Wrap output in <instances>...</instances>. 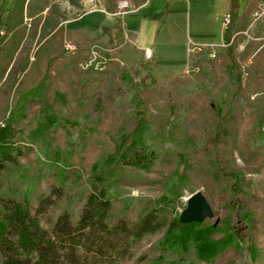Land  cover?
<instances>
[{"label": "rangeland", "instance_id": "374dc122", "mask_svg": "<svg viewBox=\"0 0 264 264\" xmlns=\"http://www.w3.org/2000/svg\"><path fill=\"white\" fill-rule=\"evenodd\" d=\"M8 1L13 7L12 12L4 9L0 13V74L11 61L10 67H14L15 77L9 108L16 106L20 92L32 87L46 75L56 84L54 89L70 92L72 99L68 105L58 102L55 109L49 111H41V105H34L13 126L9 124V112L2 99L0 100V129L10 133L7 142L15 153L17 149H21L17 153L19 161L8 164L7 170L0 174V196L12 195L36 202L40 195L49 194L54 184L62 185L64 197L50 213L54 217L69 210L77 217L85 197L93 190L91 180L95 177V162L112 149L106 131L111 123H115V119L108 112L90 115L88 111L92 105L80 107L76 100L73 101L76 89L72 80L76 72L71 70L77 66L80 58L89 56L94 46H109L91 42L87 33H76L72 29L75 25L86 22L93 26H104L113 21H122L124 15L148 0ZM258 1L238 0L242 6V15L236 18L235 23L232 20L235 35L232 58L237 61L239 67L236 71L240 70L242 77L241 90H237L239 98L235 102L242 107L250 100L256 101L253 104L256 107L242 110L241 117L238 120L234 118V121H239V138L248 137L253 140L254 146L261 149L259 155L264 159V60L248 55L250 51L255 54L261 48L258 43L264 45V16L255 19L253 15L258 8ZM2 2L0 0V5ZM231 4L232 0H157L154 7H160L159 16L145 20L144 37L147 28H151L154 23L160 30L155 51L163 70L152 67L151 72H147L141 68L137 71L136 81L141 82L143 79L149 83L151 77H156L157 83L161 85L175 81L166 88L156 86L148 95L143 96L154 113L159 112L154 108L162 111L171 103L189 105V109L182 114L186 121L194 120L192 124H195L193 129L196 131L189 130L190 137L193 132L199 133V129H204L203 126L211 116L209 110H206L212 100L211 92H216L225 85L234 87L237 84L236 71L232 70L229 75L228 68L234 64L230 60V45L219 47L215 57H210L208 50L190 52L197 55L184 72L180 73L170 72V68H166L170 62L166 60L173 57L172 62L175 64L186 63L184 43L188 41V33L194 39L205 38L217 43L225 41L222 21L230 11ZM169 33L173 35L170 36ZM65 39L79 44V58L64 51ZM241 45L244 46L243 49H240ZM105 51L110 56L114 55L113 50ZM170 53L173 56H169ZM174 75L178 78L170 79ZM169 87L171 89L168 91ZM259 97L261 98L257 101ZM162 134L164 135L158 134L159 140L164 139ZM167 135H170L173 142L165 144L167 150H162L156 170L125 169L120 181L113 183L110 191L115 205L113 218H135L149 203L169 206L174 215H181L189 198L198 191L207 195L212 206L217 207L221 203L218 197L223 194V185L209 184L208 188L198 177L207 167L202 166V160L205 161L213 154L210 147L206 148V140L202 139L198 148L193 143L188 148L190 161L196 160L191 170L197 178L189 177L188 182H185L175 171L180 165L179 154L182 152L175 141L182 134L173 131ZM235 153L237 164L247 173L251 188L264 205V166L257 165L255 172H249L238 152ZM225 154L228 155V152L225 151ZM212 220L214 218L208 216L203 221ZM254 224L256 227L252 232L253 239L264 250V217ZM159 236L160 234L146 235L135 248V255L148 249ZM193 256L194 253L190 252L186 258L191 260ZM132 262L130 260L125 264Z\"/></svg>", "mask_w": 264, "mask_h": 264}, {"label": "trees", "instance_id": "16d2710c", "mask_svg": "<svg viewBox=\"0 0 264 264\" xmlns=\"http://www.w3.org/2000/svg\"><path fill=\"white\" fill-rule=\"evenodd\" d=\"M237 3L238 0H232L233 5ZM12 8L10 1L3 0L0 13L4 9L12 12ZM234 23L225 31L226 42L230 43L234 35ZM229 45L230 60L234 63L228 68L230 75L239 65L233 59V42ZM262 45L258 43L261 48L248 55L264 60ZM10 63L0 74V100L9 112L11 126L34 105H41V111H49L60 101L64 105L70 103V92L54 89L56 84L46 75L20 92L16 106L9 108L15 77ZM131 70L137 73L139 68L122 65L116 59L101 72L83 70L78 64L71 70L76 72L72 80L76 89L73 101L76 100L80 107L92 105L88 111L90 115L108 112L115 119L106 131L112 149L95 162V177L91 180L93 190L85 197L77 217L69 210L54 217L50 213L64 197L62 185L54 184L51 192L40 195L36 202L12 195L0 196V264H125L130 260L132 264H264V250L252 234L254 223L264 217L263 201L251 188L247 173L237 164L235 153L238 152L249 172H255L257 165L264 166V159L259 155L261 149H257L250 138L238 136L237 120L241 111L256 107L253 105L256 101L250 100L242 107L235 102L239 98L237 90L242 87L240 70L235 73L237 84L234 87L225 85L211 92L212 100L206 109L211 116L205 119L204 129L193 132L192 137L188 133L196 131L194 120L186 121L182 114L189 105L171 103L165 106L168 110L154 108L159 111L154 113L143 96L156 86L166 88L175 81L161 85L156 77H151L149 83L143 79L138 82L132 78ZM147 72L151 69L147 68ZM204 116L206 118V114ZM173 131L182 134L175 141L182 150L180 165L175 168L182 181L188 182L193 176L197 178L191 170L196 161H190L188 148L191 143L198 148L205 139L206 148L210 147L213 153L202 160V166L207 167L198 177L207 187L209 184L223 185L224 196L218 197L221 203L217 207L210 203L214 220L182 222L180 215H174L169 206L151 203L135 218H113L115 205L110 193L113 183L120 181L125 169L156 170L162 150H167L165 144L173 142L167 135ZM161 133H164L163 140L158 137ZM9 136V132L0 129L3 141L0 142V174L7 170L8 164L19 161L17 153L21 149L13 151L7 142ZM148 234L160 236L136 256L135 248ZM190 252L194 253L191 260L186 258Z\"/></svg>", "mask_w": 264, "mask_h": 264}, {"label": "crops", "instance_id": "0c3cea01", "mask_svg": "<svg viewBox=\"0 0 264 264\" xmlns=\"http://www.w3.org/2000/svg\"><path fill=\"white\" fill-rule=\"evenodd\" d=\"M153 1L155 3H153ZM156 1L157 0H148L145 4L141 5L134 11L124 15L122 21H113L112 23H108L104 26H102V24L100 26H93L91 23L86 22L84 24L75 25L72 30L76 33H87L89 41L91 42H100L109 46L108 49L114 51L113 54L116 60L123 65L138 67L139 70L143 67H146L143 68L146 71L147 68L163 70V66H161L160 61L157 59V53L155 51V45L158 43L157 41L159 40L160 34L158 25L154 23L151 28L148 27L146 37H144L145 20L147 18L150 19L152 17L159 16L160 14V7H154ZM260 2L261 0L258 1V7ZM235 6H238V8L235 9ZM227 13H230L232 15V20L235 21L238 16L242 15L241 3L238 2L236 5L231 4L230 11ZM169 35L172 36L173 33H169ZM187 39L188 41L184 43V53L186 56V59L184 60V63L186 62L185 64L182 62L175 64V62H172L173 57L171 59L167 58L170 61L165 59L166 61L170 62V65H165L166 68H170V72H184L187 65H189L193 59H195L197 54L190 53L188 50V44L190 41H213L207 40L205 38L194 39L191 33H188ZM223 40H225V38H223ZM169 56L173 55L170 53ZM160 60L162 61V59ZM142 63L144 64L142 65Z\"/></svg>", "mask_w": 264, "mask_h": 264}, {"label": "built area", "instance_id": "2783aa9c", "mask_svg": "<svg viewBox=\"0 0 264 264\" xmlns=\"http://www.w3.org/2000/svg\"><path fill=\"white\" fill-rule=\"evenodd\" d=\"M255 19H258L264 16V0H261L259 7L254 12ZM232 23V15L227 13L223 18V29L226 30L229 28ZM234 36L232 37L231 42L234 40ZM221 46H228V43H214V42H191L189 43V52H201L204 50L209 51L210 57H215L217 54V50ZM63 48L65 52H67L71 56H77L79 54V46L77 43L72 42L69 39H65ZM244 46L241 45L240 49H243ZM106 48L94 46L91 49V52L88 57H84L79 61V65L83 70H95V71H104L107 69L109 62L111 61V56L105 51ZM132 78L137 79V75L131 71Z\"/></svg>", "mask_w": 264, "mask_h": 264}, {"label": "water", "instance_id": "95a60500", "mask_svg": "<svg viewBox=\"0 0 264 264\" xmlns=\"http://www.w3.org/2000/svg\"><path fill=\"white\" fill-rule=\"evenodd\" d=\"M212 215L210 202L201 191H198L189 198L187 207L180 215V220L182 222L202 221Z\"/></svg>", "mask_w": 264, "mask_h": 264}]
</instances>
